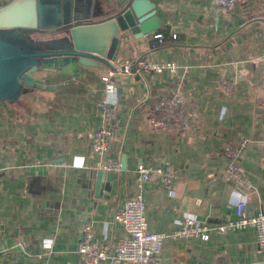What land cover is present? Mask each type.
<instances>
[{
    "label": "crops",
    "instance_id": "1",
    "mask_svg": "<svg viewBox=\"0 0 264 264\" xmlns=\"http://www.w3.org/2000/svg\"><path fill=\"white\" fill-rule=\"evenodd\" d=\"M93 1L111 14L129 0ZM150 1L164 45L150 50L151 34L128 35L115 71L43 72L38 77L51 91L0 104V264H81L77 247L86 225L103 244L125 238L114 213L134 197L139 164L174 173L170 192L156 177L144 186L150 232H173L183 215L216 227L236 218L243 195L249 216L264 213V0H239L230 9L213 0ZM138 60L173 62L176 71H137ZM110 72L108 81L99 77ZM172 94L182 97L190 127L151 129L154 103ZM103 100L113 104L115 120L104 118ZM104 126L105 160L92 148L93 133ZM242 139L240 179L233 180L225 175L233 160L225 149ZM104 162L119 165L107 192L106 183L95 187ZM159 264H264V251L252 228L212 230L206 241L166 239Z\"/></svg>",
    "mask_w": 264,
    "mask_h": 264
},
{
    "label": "water",
    "instance_id": "2",
    "mask_svg": "<svg viewBox=\"0 0 264 264\" xmlns=\"http://www.w3.org/2000/svg\"><path fill=\"white\" fill-rule=\"evenodd\" d=\"M157 5L129 0L104 13L93 0H10L0 5V104L35 91H51L43 72L115 71L128 35L142 38L160 27ZM112 172L98 171L95 187L110 190Z\"/></svg>",
    "mask_w": 264,
    "mask_h": 264
},
{
    "label": "built area",
    "instance_id": "3",
    "mask_svg": "<svg viewBox=\"0 0 264 264\" xmlns=\"http://www.w3.org/2000/svg\"><path fill=\"white\" fill-rule=\"evenodd\" d=\"M238 1L213 0L217 6L224 9L232 8ZM259 10L264 11V1L260 2ZM144 37L149 38L150 34ZM151 38L150 50H155L165 44V38L160 33L151 34ZM128 68L130 69V66L125 65L124 71H128ZM133 68L137 71L155 73H162L164 70L171 73L176 71V65L173 62L154 63L138 60L133 63ZM112 74L113 72H110L107 76L99 75V77L103 81H108ZM182 102V97L178 94L160 96L148 115L149 127L153 130L175 132L187 130L191 125L192 117L190 113L182 109ZM100 108L107 121L117 118V111L111 102L103 100L100 103ZM109 138L110 132L106 126L96 130L92 135V148L104 160ZM246 144L247 140L242 139L234 147H226L225 152L233 159L225 170L227 178L240 179L241 168L237 161L243 156ZM102 169L108 172H117L119 165L104 162ZM134 172L136 193L134 197L124 203L121 210L114 213V220L122 225L127 236L107 245L95 237L90 225L84 226L77 247L81 264H121L122 262L159 264V255L166 239L197 238L206 241L212 230L222 234L228 230L252 228L256 233L257 246L264 251V213L249 216L247 214L248 203L244 195L235 201L236 218L216 227L209 228L205 223H201L189 215H183L179 221V227L173 232L168 234L150 232L144 216V186L156 177L157 182L170 192L174 173L169 169H152L142 164L137 165ZM244 184L247 189L250 188L247 181Z\"/></svg>",
    "mask_w": 264,
    "mask_h": 264
},
{
    "label": "clouds",
    "instance_id": "4",
    "mask_svg": "<svg viewBox=\"0 0 264 264\" xmlns=\"http://www.w3.org/2000/svg\"><path fill=\"white\" fill-rule=\"evenodd\" d=\"M109 98H110V99L112 98V97H111V94H110V97H109Z\"/></svg>",
    "mask_w": 264,
    "mask_h": 264
}]
</instances>
